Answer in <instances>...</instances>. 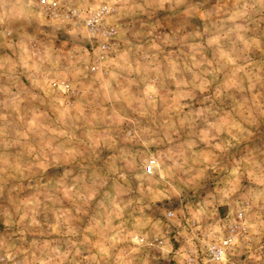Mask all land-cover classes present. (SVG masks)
I'll list each match as a JSON object with an SVG mask.
<instances>
[{
  "label": "rangeland",
  "instance_id": "1",
  "mask_svg": "<svg viewBox=\"0 0 264 264\" xmlns=\"http://www.w3.org/2000/svg\"><path fill=\"white\" fill-rule=\"evenodd\" d=\"M38 1L0 0V264H186L239 213L264 264V0Z\"/></svg>",
  "mask_w": 264,
  "mask_h": 264
},
{
  "label": "built area",
  "instance_id": "2",
  "mask_svg": "<svg viewBox=\"0 0 264 264\" xmlns=\"http://www.w3.org/2000/svg\"><path fill=\"white\" fill-rule=\"evenodd\" d=\"M38 5L45 8L44 11L46 13L52 15H56L61 11L66 14L65 16L74 20H78L80 17V13L77 9L69 7L67 9L65 4H61L59 0H39ZM63 7L64 9L61 10ZM107 13L106 8L102 7L96 11L86 10L83 15V24L87 33L92 37L101 38L98 49L102 52L109 49L112 35L111 30L107 28V24L104 20ZM93 69L95 68L93 67ZM50 84L53 88L63 93H69L71 91L69 84L63 80L53 79ZM155 164L156 162L154 160L149 161L145 168L146 172L151 174L154 171ZM243 230H245V226L243 224L242 213H239L233 221L227 224L225 233L221 237L217 238L213 236L203 244V249L198 256L194 251H191L186 258V264H231L230 255L232 254L238 234ZM135 239L140 243L144 242L142 238L138 239V237H136ZM154 242H158V239L155 238Z\"/></svg>",
  "mask_w": 264,
  "mask_h": 264
}]
</instances>
